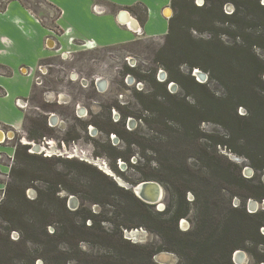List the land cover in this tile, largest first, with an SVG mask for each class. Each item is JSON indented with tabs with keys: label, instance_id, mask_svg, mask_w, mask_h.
Here are the masks:
<instances>
[{
	"label": "rangeland",
	"instance_id": "374dc122",
	"mask_svg": "<svg viewBox=\"0 0 264 264\" xmlns=\"http://www.w3.org/2000/svg\"><path fill=\"white\" fill-rule=\"evenodd\" d=\"M12 1L28 8L41 26L51 31L46 39H52L55 48L37 64L33 74L35 85L31 95L25 99L29 108L24 111L23 126L18 132L13 130V139H7L4 143L11 150L12 157L1 156V161L9 168L6 185L23 186L28 200L39 196L41 207L38 220L41 221L47 213L54 215L57 222L48 225L47 230L53 232L57 229L59 241L56 250L32 242H27L26 248H23L21 243H16L21 232H8L9 224L0 218V261L4 264H45L42 255L46 254V250H52L57 257L55 264H188L177 253L169 250V245L156 230H148L143 225L135 226L140 220L156 229L159 221L171 220L179 201L168 184L148 180L160 184L162 197L160 202L142 208L135 205L127 193L113 188L109 180L95 172V169L100 171L117 187L127 190L124 185L138 183L141 171H148L149 167L158 168L149 163V153L136 146L131 147L129 164L120 159L108 158L106 150L109 145L116 149L124 148L123 142L114 133L106 136L101 130L110 127L111 122L124 123L131 133L128 137L144 138V144L159 139L166 141L179 165L185 156L194 155L195 158L191 156L186 159L194 171L203 172L207 158L213 157L217 167L209 166L208 169L213 173L215 171L218 178L221 177L224 187L217 195L220 206L218 212L225 214L229 207L241 208L244 205L246 212H260L264 219V198L247 196L263 193L264 170L254 169L244 156L251 153V144L246 139L231 136L226 120L211 111L198 115V118L205 119L198 126L201 136L198 141H181L174 132L178 130L180 115L174 114L169 108L181 106L177 102L181 98L190 104L198 101L203 104L204 101V92L193 89L177 72L183 76H194L211 93L222 97L225 90L220 82L211 79L207 72L200 69L198 71L201 74L194 72L196 68L191 72L184 61L193 59L185 54L172 56L169 47L163 54L156 56L165 44V36L91 48L85 46L83 41H68L69 36H65L63 30L57 29L54 23L58 11L44 0H0V10ZM176 1L177 5L170 3L172 14L167 19L169 22L170 17L174 16L173 33H190L193 39L211 41L216 46H219V40L230 47L234 44L264 45V9L257 7V3L264 6V0H192L195 6H202L204 10H194L190 17L184 18L178 12L184 0ZM209 7L211 9L206 11ZM127 9L140 22L144 20L146 13L142 5L136 4ZM111 10L116 8L111 7ZM252 50L264 59L262 48L253 46ZM170 75L175 76L192 93L186 96L179 84L170 82L166 85V91L175 96V105L170 102L172 99L164 96L165 88L153 82H168ZM237 113L246 114L242 107L238 108ZM52 114L58 118L56 122L50 120ZM32 120L45 122L48 130L44 137L41 136V129L36 130L32 126ZM24 138L40 146V150L56 145L61 149V156L46 157L50 161L28 159L25 152H30L23 149ZM221 140L224 144H215ZM16 148L20 151L19 159L14 157ZM114 165L121 174L112 169ZM11 167L15 170V178L10 176ZM237 167L245 181H237ZM250 184L257 188L253 189ZM234 189L239 195L234 194ZM128 190L133 193L130 188ZM5 198L4 190L2 203ZM193 199L192 193L187 192L188 211L177 220L178 231L188 232L195 225L197 211ZM251 200L257 203L255 211L248 206ZM44 207L47 210L45 212ZM22 211V218L14 219L19 230H25L34 217L30 205L25 204ZM89 214L94 217L87 219L85 225L94 224L95 231L84 232L86 240L78 241L77 244L68 243L63 236L64 227L71 220L81 222V216ZM233 215L237 216L238 213ZM7 234L15 244L5 245ZM120 234L123 239L130 238L129 242L140 248L134 249L120 243ZM259 234L264 235V224L259 228ZM256 240L246 242L244 248L235 250L234 253L240 251L242 257L237 261L233 253L231 264H264V243H257ZM149 250L154 252L150 261L146 257ZM56 251L64 252V255Z\"/></svg>",
	"mask_w": 264,
	"mask_h": 264
},
{
	"label": "trees",
	"instance_id": "16d2710c",
	"mask_svg": "<svg viewBox=\"0 0 264 264\" xmlns=\"http://www.w3.org/2000/svg\"><path fill=\"white\" fill-rule=\"evenodd\" d=\"M170 3L177 5L176 0H171ZM210 7L206 11L210 10ZM257 7L264 9V6H260L258 3ZM127 8L131 9V7ZM201 8L203 9L202 6H195L192 0H184V4H180L178 12L182 18L190 17L194 10H201ZM173 21L174 16H171L168 22V32L165 35V44L158 50L156 56L163 54L167 47H169V53L172 56L185 54L193 59L192 61H184L189 65L191 72L194 68L207 72L210 78L220 82L225 90L224 96H216L203 83L197 82L194 76H183L177 72L178 76L186 79L193 89L204 92L203 104L199 101L195 104H190L185 98H181L177 100L181 106L169 108L174 114L180 115L178 130L174 131L177 134V138L181 141H190L189 139L198 141L201 138L198 126L201 121L205 120L198 118V115L204 111L216 112L226 120L231 136H238L237 138L241 140L246 139L248 144H251V153L244 154V156L250 161L252 167L256 170H264V59L260 58L252 50L253 46L264 50V45L254 43L238 46L234 44L230 47L219 40V46H216L211 41L195 40L190 33H173ZM153 82L155 85H161L165 88L164 96L172 99L170 101L172 105L176 104L173 100L175 96L166 91V85L170 82L179 84L185 91L186 96L192 94L173 75L169 76L168 82L161 84L155 80ZM239 107L245 109V115H238ZM30 122L36 130H42L41 136L44 137L48 130L45 122L40 123L35 120ZM216 122L220 124L219 121ZM101 130L106 136L114 133L124 144L123 149H116L109 145L106 150L108 158L120 159L129 164V159L132 156V146L149 153L151 158L149 163L155 164L158 168L152 169L149 167L148 171H141L138 182L154 179L168 184L178 199L179 206L171 220L159 221L156 229L140 220L135 226L143 225L148 230H156L165 243L169 245V250L177 253L188 264H231L230 258L234 251L244 248L246 242L254 241L256 240L255 237H257V243H264V235L259 234V228L264 224V219L260 212L248 213L244 205L241 208L229 207L225 214L218 212L220 206L217 195L220 194L221 189L224 187H222L221 177L218 178L215 171L213 173L208 169L209 166H212V168L217 167L213 157H206L207 164L204 166V171L200 173V170L194 171L190 169L186 163V159L191 156L195 158L194 155L185 156L183 163L179 165L176 162L175 153L168 149V144L166 141H161L162 139L156 142L151 141L149 144L143 143L144 138L130 139L128 137L131 134L130 131L125 128L124 123L119 124V122H111L110 127ZM215 144L222 145L224 143L221 140ZM23 146V149H29L30 145ZM19 155L20 151L16 148L14 157L19 159ZM25 156L28 159L50 161V159L41 158L34 153L25 152ZM142 157L145 158L146 155L143 154ZM112 169L117 174H121L115 165L112 166ZM95 172L109 180L113 188L127 193L135 205L148 208V204L138 199L130 190H123L117 187L106 175L96 169ZM14 174L15 170L11 167L10 176L15 178ZM220 174L223 175V171ZM235 177L237 181H245L238 167L236 168ZM58 184L62 186L61 182ZM250 187L253 189L257 188L254 184H250ZM187 192L192 193L194 197L193 201L197 211V218L194 227L190 231L182 232L178 231L176 222L179 218L184 217L188 211L189 200H186ZM233 192L239 195L235 189ZM5 193V201L2 203L1 200L0 202V218L9 224L8 232L12 230L21 232L22 235L16 243H21L23 248H26L27 242L45 244L56 250L59 233L57 229L49 232L47 226L57 221L54 215L50 213H47L41 221L38 220V211L41 207L39 196L28 200L25 196V189L20 184H7ZM247 196L263 199L264 191L260 195L251 194ZM94 202L97 201L94 200ZM25 204L32 207L34 217L25 230H19V228L16 229L14 219L22 218L24 214L22 209ZM45 211L47 210L44 207ZM65 211H67L66 208ZM234 213H238V215L234 216ZM92 217L94 216L89 214L81 216V222L71 220L70 224L63 229L65 240L70 244H77L78 241L86 240L83 237V233L95 231L94 224L85 225L86 220L92 219ZM118 240L120 243H125L134 249L140 248L136 244L130 243L129 240L123 239L122 234L119 235ZM5 243V245L9 243L15 244L14 241L10 240L8 234L5 235ZM56 252L64 255V252ZM153 254L152 250L148 251L146 257L147 259L149 258V261ZM42 256H44L42 258H44L45 264L56 263L57 257L52 253V250H46V254ZM0 264L4 263L0 261Z\"/></svg>",
	"mask_w": 264,
	"mask_h": 264
},
{
	"label": "crops",
	"instance_id": "0c3cea01",
	"mask_svg": "<svg viewBox=\"0 0 264 264\" xmlns=\"http://www.w3.org/2000/svg\"><path fill=\"white\" fill-rule=\"evenodd\" d=\"M44 1L58 11L54 19L57 29L63 30L65 36L73 37V41H93L96 47L120 45L146 37L161 38L168 32V17L164 11L170 8L171 0ZM94 4L104 6L106 12L94 13ZM136 4L146 9L142 22L127 9ZM111 7L116 10L112 11ZM122 11L132 18L133 23L120 21ZM49 32V29L41 26L34 13L17 1L10 2L0 10V130L4 133L23 126L25 112L16 107L15 100H25L31 95L37 64L55 48L53 40L46 39ZM51 42L52 47L48 45ZM29 69L31 74H27ZM6 140L0 142V197L9 173L1 156H12L9 147L4 145Z\"/></svg>",
	"mask_w": 264,
	"mask_h": 264
},
{
	"label": "water",
	"instance_id": "95a60500",
	"mask_svg": "<svg viewBox=\"0 0 264 264\" xmlns=\"http://www.w3.org/2000/svg\"><path fill=\"white\" fill-rule=\"evenodd\" d=\"M121 13L127 14L125 11H122ZM126 18H127V21L128 22L133 23L132 20H131V18L128 15H126ZM119 19H120V17H119ZM120 21H122V20H120ZM122 22H125V21H122ZM194 72L196 74H201L198 71V69H196V70L194 69ZM170 86H174V84H172V85L170 84ZM50 120L52 122H56L57 121V118H56V116L54 114H52L50 116ZM4 134H5V136L3 137V139L1 141L5 140V139H7L8 137L11 136L10 135L11 134L10 132L9 133H4ZM27 145H32V146H34V150H36V151L38 150L37 147H35V145H33V143H30L29 142V143H27ZM124 186H125L124 188H126V189H129L130 188L133 191V193L136 195V197L138 199H140L141 201H143L144 203H146V204H156L157 203L158 198H155V197L150 196L148 194V188L154 187L155 190H156V192L158 193V192H160V184L159 183H157L155 181H141V182L136 183L133 186H130L128 184H125ZM248 206H250V208L252 209V211H255L257 209V203L255 201H252V200L249 201V205ZM128 236L130 237L131 235H128ZM126 239L127 240H130V238H126ZM241 257H242V253L240 251H236L234 253V259H236L237 261H240Z\"/></svg>",
	"mask_w": 264,
	"mask_h": 264
},
{
	"label": "built area",
	"instance_id": "2783aa9c",
	"mask_svg": "<svg viewBox=\"0 0 264 264\" xmlns=\"http://www.w3.org/2000/svg\"><path fill=\"white\" fill-rule=\"evenodd\" d=\"M92 9H93L94 13H96V14H102V13L106 12V8L104 6H102V5H99V4H94ZM72 38L70 37L69 40L73 41ZM84 43H85L84 44L85 46H88V47H91V48L95 47L93 41H88V42L86 41ZM31 73H32V71H31V69H29L27 74H31ZM15 105H16L17 108L21 109L22 111H25V110H27L29 108V103H28L27 100L16 99L15 100ZM9 132L10 133H14V132H18V130L14 131V132L13 131H8V130L6 131V133H9ZM13 137H8L7 139H13ZM24 139H26V138H24ZM22 143L27 145V143H29V141H22ZM30 143H32V142H30ZM46 144L50 145V143H48V141H46ZM30 146H32V145H30ZM35 147H37L39 149L37 151H35L34 150V146H32V148L29 147L30 148V149H28L29 152L30 153H39L40 155L42 154L43 156L48 157V158H50L52 156H61V154H59L61 149L59 147H57L56 145L53 146V147L49 146V149H45V150H40L41 149L40 146H35ZM66 158H71V156H66ZM3 195H4V191H3V193H2V195L0 197V202L3 199Z\"/></svg>",
	"mask_w": 264,
	"mask_h": 264
},
{
	"label": "bare ground",
	"instance_id": "6f19581e",
	"mask_svg": "<svg viewBox=\"0 0 264 264\" xmlns=\"http://www.w3.org/2000/svg\"><path fill=\"white\" fill-rule=\"evenodd\" d=\"M171 9L170 8H167V9H165V11H164V14L166 15V17H168V16H170V14H171ZM122 14V15H121ZM126 15L127 14H125V13H120V15H119V17H120V20H122V21H125V22H128L127 21V18H126ZM132 19V18H131ZM130 22H128V24H129ZM135 25V24H134ZM137 25V24H136ZM48 45L50 46V47H52V42L51 43H48ZM196 70V69H195ZM11 135V134H10ZM5 136V134L2 132V131H0V141L3 139V137ZM13 136H14V134H13ZM11 137V136H10ZM25 141H26V139H25ZM148 194L150 195V196H152V197H155V198H158V200H157V203L158 202H160V200H161V197H162V188H161V186H160V192H156V190H155V188L154 187H150V188H148Z\"/></svg>",
	"mask_w": 264,
	"mask_h": 264
},
{
	"label": "flooded vegetation",
	"instance_id": "af4514ba",
	"mask_svg": "<svg viewBox=\"0 0 264 264\" xmlns=\"http://www.w3.org/2000/svg\"><path fill=\"white\" fill-rule=\"evenodd\" d=\"M171 14H172V12H171ZM171 14H170V15H171ZM56 118H57V117H56ZM57 119H58V118H57ZM11 137H13V133H11Z\"/></svg>",
	"mask_w": 264,
	"mask_h": 264
}]
</instances>
